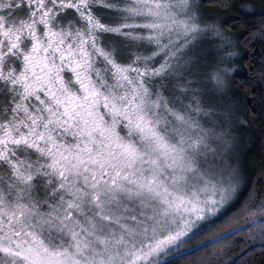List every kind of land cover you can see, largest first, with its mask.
<instances>
[{"label": "snow or ice", "instance_id": "6c2138e0", "mask_svg": "<svg viewBox=\"0 0 264 264\" xmlns=\"http://www.w3.org/2000/svg\"><path fill=\"white\" fill-rule=\"evenodd\" d=\"M246 134L264 5L0 0V264H256Z\"/></svg>", "mask_w": 264, "mask_h": 264}, {"label": "trees", "instance_id": "16d2710c", "mask_svg": "<svg viewBox=\"0 0 264 264\" xmlns=\"http://www.w3.org/2000/svg\"><path fill=\"white\" fill-rule=\"evenodd\" d=\"M236 2L239 3L240 0H236ZM244 2L253 5L257 12L260 11L261 5H264V0H244ZM245 153L248 157H251L257 163L261 160L262 153H264V145H262L258 136L253 135L250 139L248 137L247 145L245 148V152H243V156L245 155ZM246 171L250 172L251 166H249ZM255 261L256 264H264V256H261L259 253H257V255L255 256Z\"/></svg>", "mask_w": 264, "mask_h": 264}, {"label": "rangeland", "instance_id": "374dc122", "mask_svg": "<svg viewBox=\"0 0 264 264\" xmlns=\"http://www.w3.org/2000/svg\"><path fill=\"white\" fill-rule=\"evenodd\" d=\"M245 140L247 142V140H248V136L247 135H245ZM242 156H243V152H242Z\"/></svg>", "mask_w": 264, "mask_h": 264}]
</instances>
